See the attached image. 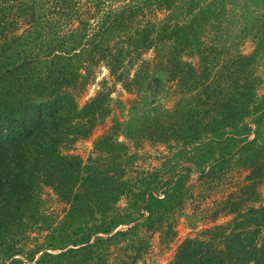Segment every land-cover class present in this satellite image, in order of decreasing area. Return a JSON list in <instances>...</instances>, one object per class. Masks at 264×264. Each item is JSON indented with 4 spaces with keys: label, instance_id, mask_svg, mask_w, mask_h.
<instances>
[{
    "label": "trees",
    "instance_id": "obj_1",
    "mask_svg": "<svg viewBox=\"0 0 264 264\" xmlns=\"http://www.w3.org/2000/svg\"><path fill=\"white\" fill-rule=\"evenodd\" d=\"M262 4L0 0L5 259L23 254L29 232L46 234L44 245L26 254L35 264H107L103 251L110 241L138 236L141 228L174 230L171 217L184 202L182 181L134 168L136 157L117 137L119 124L95 143L88 161L63 152L111 113L109 94L99 93L81 108L73 91L99 66L137 97L125 136L209 147L212 156L218 148L209 176L223 175L238 161L249 170L244 193L255 195L264 179V15L247 13ZM249 30L254 50L243 54ZM150 52L153 59L145 60ZM167 85L179 95L171 110L161 105ZM41 186L68 207L60 227L43 212ZM123 198L128 203L120 213ZM228 205L233 218L185 240L173 264H264V206Z\"/></svg>",
    "mask_w": 264,
    "mask_h": 264
},
{
    "label": "rangeland",
    "instance_id": "obj_2",
    "mask_svg": "<svg viewBox=\"0 0 264 264\" xmlns=\"http://www.w3.org/2000/svg\"><path fill=\"white\" fill-rule=\"evenodd\" d=\"M239 12L240 15L243 14L242 10ZM262 14L264 15V4L260 7L250 6L247 13L257 16ZM250 33L249 30L248 39L239 48L243 54H251L254 50L253 36ZM153 55V52L147 53L144 59L152 60ZM191 61L197 63V59ZM260 72L264 74V68ZM131 74H134V70H131ZM73 91L81 108L99 93L109 94L111 113L96 123L88 137L78 140L69 148L64 146L63 152L88 161L95 153V143L101 137L110 134L112 128L119 124L121 129L117 132V137L120 142L127 145L128 152L136 157L134 168L140 171L157 170L166 177L165 179L173 174L176 177L175 181L179 179L182 181L184 202L171 217L174 230L167 229L166 226L152 232L141 228L138 236L110 241L103 251L107 264H173L179 247L185 240L200 238L207 229L226 224L233 218L228 204L239 203L240 208L264 206V179L257 185L255 195L253 192L245 194L243 188L250 183L249 170L239 165L238 161L234 160L227 165L223 175L209 176L213 157H218V148L215 151L216 156H212L209 154L212 150L209 147L195 145L186 148L175 142L169 144L151 138H136L130 134L125 136L132 106L137 97L134 93L126 91L122 83L117 82L105 67L99 66L94 69L91 81L76 87ZM166 91L161 105L164 109L171 110L179 100V95L175 85H167ZM261 94H264V88ZM39 195L43 200V212L49 216L54 228L60 227L68 207L50 187L41 186ZM249 195L252 196L248 200ZM127 203V199L123 198L118 203L117 210L120 213L124 212ZM123 229L126 227L121 226L118 230ZM172 231L175 233L174 236L166 233ZM27 235L30 238L26 243L23 242L24 252L14 262L6 260L4 249L0 248V264H35V261H30L26 254L30 248L44 245L46 234L37 231L29 232Z\"/></svg>",
    "mask_w": 264,
    "mask_h": 264
}]
</instances>
